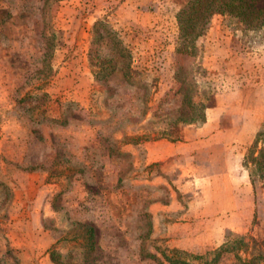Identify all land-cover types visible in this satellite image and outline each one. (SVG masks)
I'll return each mask as SVG.
<instances>
[{"label":"rangeland","instance_id":"obj_1","mask_svg":"<svg viewBox=\"0 0 264 264\" xmlns=\"http://www.w3.org/2000/svg\"><path fill=\"white\" fill-rule=\"evenodd\" d=\"M71 1L88 13L75 15ZM133 1L0 0L10 7L0 11V42L12 49L5 62L11 78L3 79L10 88L0 84V166L10 171L11 184L0 176V264H50L53 248L64 264H158L153 257L161 260V253L206 255L233 236L264 252V186L253 192L248 156L242 158L247 178L230 182L232 197H220L216 188L199 196L190 185L189 201L198 203L188 206L189 221L171 223L184 237L168 238L147 212L158 192L134 188L148 173L144 168L133 178V155L124 150L147 147L180 119L197 123L218 85L246 82L251 69L259 73L262 32L225 33L231 43L218 52L232 54V61L178 55L173 11L180 0L150 1L160 11L155 31L138 28ZM97 20L104 22L99 28ZM216 22L235 30L228 19ZM147 37L156 38L155 47L142 46ZM180 65L183 91L192 96L186 102L171 80ZM84 215L95 230L87 262L88 234L77 222ZM233 261L226 254L219 264Z\"/></svg>","mask_w":264,"mask_h":264},{"label":"crops","instance_id":"obj_2","mask_svg":"<svg viewBox=\"0 0 264 264\" xmlns=\"http://www.w3.org/2000/svg\"><path fill=\"white\" fill-rule=\"evenodd\" d=\"M15 1L17 2V0ZM150 1L154 2L147 0V3ZM7 9H10L8 5L0 4V11H7ZM132 9L140 19L138 28L143 27L153 31L159 28L157 20L160 13L157 8L136 10L133 7ZM209 30L210 36L214 34L213 38L209 40L213 44L215 43L214 45L222 47L225 44L229 45L232 40L229 37L226 41L225 33L234 35L240 32L231 28L228 31L220 24L215 23L212 27L210 26ZM247 32L258 34L262 32L256 43L262 47L261 56L264 59V27L243 33ZM68 34L73 36L76 33L68 32ZM139 42H142V45L147 46L148 49L155 47L157 43L155 37H147ZM8 43H11V40H8ZM10 46V44L6 45L0 42V84H4L6 88H10L11 85L10 82L4 81L6 78H11V72L7 70L8 65L5 63L6 57L12 51ZM248 52V49L245 48L246 55L250 54ZM57 55L59 56L60 53ZM225 56L227 57H222L221 53H217L214 58L217 63L220 60H235L232 54ZM71 59L70 56L68 61ZM238 60L244 61V59ZM217 68L218 64L216 69L211 71L216 73ZM245 79L246 82L240 80L218 85L213 92L215 104L205 108L203 121L182 125L181 140H172L168 136L170 133H167L161 139L157 138L148 142L147 147L138 143L131 146V149H124L131 150L130 154L133 155L135 164L133 178L141 169L146 168L145 171L148 173L146 174L147 180L144 183L137 182L139 184L133 185L134 188L137 190L147 188L152 193L158 192L152 198L153 201H150L147 212L150 220L154 222V228L158 226L160 230L158 232L162 233L164 237H184L181 229H178L181 231L180 235L175 233L176 228L171 223L189 221L187 216H189L190 209L188 206L198 203L189 201L190 185L196 193L200 192L199 196H202V190L209 189L211 191L216 188L220 192V197L226 199L233 196L228 193L230 182L235 178H241V176L247 178V174L242 172V158L244 159L258 133L264 129V64L260 67L259 73L255 69L249 70ZM8 108L12 107L8 106ZM183 126H192L193 130L192 128L188 130ZM156 165L165 171L155 170L150 173V167ZM169 170H173L172 176L166 172ZM9 172L0 166V176L4 177L2 179L5 181L3 184H10L6 182ZM196 195L193 194L195 198L192 200H197ZM87 218L86 215L81 216L79 220L84 219L85 221H77L78 224L86 225L89 221ZM69 222L76 223L74 220ZM89 227L93 229L91 225Z\"/></svg>","mask_w":264,"mask_h":264},{"label":"trees","instance_id":"obj_3","mask_svg":"<svg viewBox=\"0 0 264 264\" xmlns=\"http://www.w3.org/2000/svg\"><path fill=\"white\" fill-rule=\"evenodd\" d=\"M55 1L58 3L66 2V0ZM180 1L175 4L176 7H174L173 11L178 24L179 45L176 47V53L178 55L192 56L194 55L193 53L196 54L200 52L201 54L203 53L204 58L207 59L208 57L209 62H212L213 59L214 62H216L214 56L217 55V53H220L218 52V49L222 46H216L214 45L215 43L213 44L212 41L209 40L214 36V34L210 36V31H208L212 20V24H214L217 23L216 20L221 22L222 20L228 19L236 25L235 29L240 32L256 31L264 27V4L259 3V0ZM69 4L70 7L72 6V11L73 13L75 12V15H77L76 11L79 12V15L88 13L85 8H76L75 3L71 5L72 1ZM66 5L68 6V4ZM133 5L136 10H143L144 8L150 10L153 9L151 3H147V1L144 0L133 1ZM165 12H167V10ZM103 24V20H97L94 26L99 28V26ZM210 26L212 27L213 25ZM197 42H200L199 47L201 46V49H198ZM128 71L131 72L130 75L138 73V71L132 72L130 69H128ZM185 72V68L180 65L175 71L176 75L171 78V80L175 81L177 86L176 92L182 96L183 102L192 100V96L183 91V87L186 84L184 77ZM208 99L212 100V104L208 106H213L215 104L214 95H211ZM208 106L202 107L201 111L203 113L197 122L203 121L204 110ZM191 122H193V120L180 119L176 122L174 127L165 125L163 128L168 134L170 133L168 136L171 137L172 140H181L180 133L183 130L180 125L189 124ZM246 156H248L247 163L249 166L248 177L253 192L255 193L257 185L264 186V129L258 133L254 143L249 148L248 153H246ZM80 226L86 228L88 234V247L82 249L83 261L87 262L88 254L93 251L94 247V230L86 225ZM248 245L247 242H244L243 237L233 236L230 241L225 242L222 246L206 255L196 256L175 249L171 250L172 255L170 257H168L166 253H161V260L156 257L153 258L157 260L158 264H164L163 262H167L168 264H219L224 255L232 254L234 256V261L231 264H264V252L262 250H253V248L251 250ZM55 250L56 249L53 248L49 251V262L51 264H64L58 260L59 256H57ZM243 254H246V256L244 257Z\"/></svg>","mask_w":264,"mask_h":264}]
</instances>
